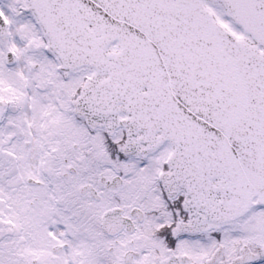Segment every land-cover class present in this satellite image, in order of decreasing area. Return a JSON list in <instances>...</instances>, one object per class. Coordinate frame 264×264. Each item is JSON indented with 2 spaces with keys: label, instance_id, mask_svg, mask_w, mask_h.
I'll return each mask as SVG.
<instances>
[{
  "label": "snow or ice",
  "instance_id": "1",
  "mask_svg": "<svg viewBox=\"0 0 264 264\" xmlns=\"http://www.w3.org/2000/svg\"><path fill=\"white\" fill-rule=\"evenodd\" d=\"M0 264H264V0H0Z\"/></svg>",
  "mask_w": 264,
  "mask_h": 264
}]
</instances>
